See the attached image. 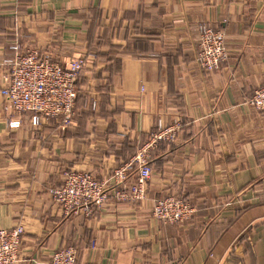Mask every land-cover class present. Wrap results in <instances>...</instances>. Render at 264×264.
I'll use <instances>...</instances> for the list:
<instances>
[{
	"label": "crops",
	"instance_id": "0c3cea01",
	"mask_svg": "<svg viewBox=\"0 0 264 264\" xmlns=\"http://www.w3.org/2000/svg\"><path fill=\"white\" fill-rule=\"evenodd\" d=\"M204 25L226 40L211 73L197 61ZM33 45L62 64L98 60L69 126L34 125L0 92V229L24 227L19 264H50L62 247L77 249L76 264H264V117L247 103L264 85V0H0V73L12 47ZM160 126L179 131L151 151L145 200L65 215L50 194L65 173L111 188ZM172 195L194 209L184 224L153 216Z\"/></svg>",
	"mask_w": 264,
	"mask_h": 264
},
{
	"label": "built area",
	"instance_id": "2783aa9c",
	"mask_svg": "<svg viewBox=\"0 0 264 264\" xmlns=\"http://www.w3.org/2000/svg\"><path fill=\"white\" fill-rule=\"evenodd\" d=\"M225 36L210 25L201 28L197 61L207 72L218 70L227 60ZM16 56L10 62V72L0 73V92L9 109L16 116L32 113V123L40 119H58L69 126L75 116L78 97V81L81 72L92 64L96 55L82 54L66 64L53 60L48 52L37 48L12 47ZM247 103L264 117V85L254 90ZM20 126V121H10L11 128ZM179 126H160L152 133L148 142L138 150L132 161L125 163L112 174L114 186L106 187L91 173L67 172L59 187L50 189L53 199L65 215L85 214L90 216L107 211L111 199L125 202H141L147 197L148 183L152 179L151 151L160 143L174 141ZM137 166L135 182L126 185L129 174ZM194 213L193 207L176 196H165L155 201L153 216L166 225L184 224ZM24 227L11 230L0 229V264L21 262V243ZM77 249L62 247L52 255L50 264H76Z\"/></svg>",
	"mask_w": 264,
	"mask_h": 264
},
{
	"label": "rangeland",
	"instance_id": "374dc122",
	"mask_svg": "<svg viewBox=\"0 0 264 264\" xmlns=\"http://www.w3.org/2000/svg\"><path fill=\"white\" fill-rule=\"evenodd\" d=\"M31 47H32V48H37V49H39V50L42 51V52H48V51H46L45 49H40V48H38V47H36V46L34 47V45L31 46ZM48 53H49V52H48ZM50 54H51V53H50ZM85 54H90V53L87 52V53H85ZM92 54L96 55V59H95V61H97V60H98V55H97V53H96V54H95V53H92ZM52 57H53V56H52ZM53 60L56 61V62H59V61L56 60L54 57H53ZM95 61H94V62H95ZM59 63H60V62H59ZM61 64H62V63H61ZM86 68H87V67H86ZM86 68H85V69H86ZM83 71H84V70H83ZM83 71H82V72H83ZM82 72H81V74H82ZM80 76H81V75H80ZM79 80H80V78H79ZM78 90H79V89H78Z\"/></svg>",
	"mask_w": 264,
	"mask_h": 264
},
{
	"label": "trees",
	"instance_id": "16d2710c",
	"mask_svg": "<svg viewBox=\"0 0 264 264\" xmlns=\"http://www.w3.org/2000/svg\"><path fill=\"white\" fill-rule=\"evenodd\" d=\"M79 82V81H78ZM79 85V84H78ZM79 87V86H78Z\"/></svg>",
	"mask_w": 264,
	"mask_h": 264
}]
</instances>
